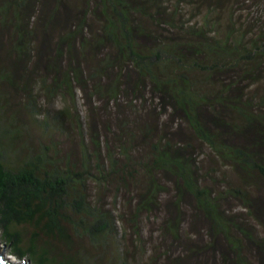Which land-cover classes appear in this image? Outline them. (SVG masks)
<instances>
[{
    "label": "trees",
    "instance_id": "obj_1",
    "mask_svg": "<svg viewBox=\"0 0 264 264\" xmlns=\"http://www.w3.org/2000/svg\"><path fill=\"white\" fill-rule=\"evenodd\" d=\"M170 2L0 0V238L19 259L92 264L80 239L130 233L142 264H264V16Z\"/></svg>",
    "mask_w": 264,
    "mask_h": 264
},
{
    "label": "rangeland",
    "instance_id": "obj_2",
    "mask_svg": "<svg viewBox=\"0 0 264 264\" xmlns=\"http://www.w3.org/2000/svg\"><path fill=\"white\" fill-rule=\"evenodd\" d=\"M177 0H171L170 3H175ZM235 2V7L239 8V7H245V17H249L251 20L252 19H256V18H260L262 16H264V0H239L238 3H236L235 0H233ZM188 4H185V6H187ZM190 8V7H189ZM187 8V9H189ZM190 11V10H189ZM249 11H251L252 13H250ZM200 17V16H199ZM27 96L26 93H18L13 100H11V103L13 104V110L10 108L9 106V111L11 114H13V111L18 110V109H22V113L20 114L24 119H26V117L24 116V104L27 102ZM43 101V100H41ZM51 105V104H50ZM52 106L54 108H59V104L58 102L56 103H52ZM45 107H49V105L46 104ZM28 118V115H27ZM10 125V124H9ZM8 125V126H9ZM11 126V125H10ZM10 128H13L12 126ZM31 135L35 136L34 142L35 145H38L39 142L41 141V131L36 130V128L32 127V132H30ZM55 135V134H54ZM56 138L54 137V139H56L57 141H60L61 146H60V152L62 155H75L78 154V147L76 145V143L72 140L73 138H75L74 135L70 136L69 138L63 136L62 134H56L55 135ZM48 136L44 137L42 140H46L48 141ZM107 194L109 195V197H107V199H111L112 197V193L111 191H107ZM129 198H127L126 196L124 197V201H128ZM120 203V202H119ZM122 208H124L125 206L123 205V202L120 204ZM124 211H129V207H125ZM158 224L155 221V219H153L152 217L148 218L145 217L143 219V221L140 224L141 230L144 229V234L145 236H149V235H154V236H158L157 232H158ZM128 231V230H127ZM131 230L129 229V232ZM128 233L127 235V239L125 240L126 246L124 245V240L120 243H111V244H107L105 247V252H103L102 248L99 249V247H96V245L92 244V242L89 241V238H84V239H80L78 245H76L75 247L72 248V251L82 247L83 249H87V252H89V249L92 250L93 253L89 254H85L88 258L90 257L91 263L92 264H112V257H114L115 254H117V249L120 248L122 250L128 249L130 250V256H132V254L134 253V250L136 249V247L134 246L135 243L131 241V239L129 240L130 236L132 234ZM134 246V247H133ZM4 248L6 249L3 252V255L6 256L8 259H10L11 261H13V263H22L24 262V264H34L30 259L28 258H23V259H19L18 257H16L15 255L11 254L10 252V247L7 246L5 244V242L0 238V252H2L4 250ZM66 249V248H64ZM138 252H141L138 250ZM255 251L253 250V253ZM98 254L102 255L103 254V258L101 259V261L96 257ZM145 257L146 255H141V253H138L136 255H133V259L132 261L135 262L136 264H142L143 260H141V258ZM147 257V256H146ZM87 264V263H86Z\"/></svg>",
    "mask_w": 264,
    "mask_h": 264
},
{
    "label": "water",
    "instance_id": "obj_3",
    "mask_svg": "<svg viewBox=\"0 0 264 264\" xmlns=\"http://www.w3.org/2000/svg\"><path fill=\"white\" fill-rule=\"evenodd\" d=\"M6 249L4 248V250L2 251V255H3V252L5 251ZM1 255V256H2ZM0 264H24V262L22 263H13V261H11L10 259H8L7 257H3V260H2V257H0Z\"/></svg>",
    "mask_w": 264,
    "mask_h": 264
},
{
    "label": "clouds",
    "instance_id": "obj_4",
    "mask_svg": "<svg viewBox=\"0 0 264 264\" xmlns=\"http://www.w3.org/2000/svg\"><path fill=\"white\" fill-rule=\"evenodd\" d=\"M6 257V256H5Z\"/></svg>",
    "mask_w": 264,
    "mask_h": 264
}]
</instances>
